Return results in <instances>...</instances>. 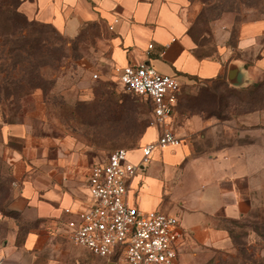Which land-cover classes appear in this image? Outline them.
<instances>
[{"label":"crops","instance_id":"crops-1","mask_svg":"<svg viewBox=\"0 0 264 264\" xmlns=\"http://www.w3.org/2000/svg\"><path fill=\"white\" fill-rule=\"evenodd\" d=\"M203 6L199 0H20L18 10L67 37L104 43L105 58L115 67L145 62L181 84L220 76L240 87L262 78L264 19L242 22L231 42L230 15L224 13L203 32L211 38L201 40ZM74 86L58 76L54 88L67 95ZM32 96L21 119L0 116V150L14 181L0 206V264L73 262V248H85L64 233L71 216L64 208L87 206V177L97 160L91 162L72 136L50 134L45 98L40 90ZM174 110L171 121L181 142L155 148L130 180L126 197L139 208L177 216L176 264H198L232 247L230 225L264 206V108L224 118ZM156 134L149 125L139 146L128 149L129 158L138 161L140 146ZM9 140L18 144L5 145Z\"/></svg>","mask_w":264,"mask_h":264},{"label":"rangeland","instance_id":"rangeland-1","mask_svg":"<svg viewBox=\"0 0 264 264\" xmlns=\"http://www.w3.org/2000/svg\"><path fill=\"white\" fill-rule=\"evenodd\" d=\"M199 1L204 5L197 21L201 34L213 19L227 13L231 21L230 40L235 42L242 22L264 19V0ZM20 12L16 0H0V116L6 120L21 119L33 103L32 93L40 90L48 110V132L72 136L92 155L91 162L104 159L115 148L139 146L150 124L149 103L144 97L130 94L119 82L115 66L105 58L104 43L96 46L94 38L67 37L51 25L33 22ZM201 37L205 40L210 36ZM260 41L264 44V34ZM58 76L75 84L72 94L64 95L54 88ZM178 95L182 100L178 99L175 109L181 113H215L224 118L253 106L240 102V95L234 90L197 77L183 82ZM180 102L187 104L186 110L179 107ZM7 143L18 144L14 140ZM5 154V150H0V206L6 205L14 185ZM4 226L0 222V232L5 230ZM230 228L232 247L214 251L198 264H264V206L234 221ZM79 249L72 250L73 262L57 264L107 262L103 256Z\"/></svg>","mask_w":264,"mask_h":264},{"label":"built area","instance_id":"built-area-1","mask_svg":"<svg viewBox=\"0 0 264 264\" xmlns=\"http://www.w3.org/2000/svg\"><path fill=\"white\" fill-rule=\"evenodd\" d=\"M152 46L148 44V48ZM115 69L119 82L130 93L148 99L149 125L156 128V138L140 146L138 161L129 158L127 148L118 147L91 164L88 204L74 211L64 208L71 214L63 223L64 233L75 244L115 264H176L181 236L178 217L159 209L139 208L126 194L130 180L155 148L181 142L171 121L181 83L176 75L145 62Z\"/></svg>","mask_w":264,"mask_h":264},{"label":"trees","instance_id":"trees-1","mask_svg":"<svg viewBox=\"0 0 264 264\" xmlns=\"http://www.w3.org/2000/svg\"><path fill=\"white\" fill-rule=\"evenodd\" d=\"M19 2H20V0H16L17 8H18V5H19ZM20 13H21L20 15H23V17H25L22 12H20ZM32 21L33 22H38V21H34V20H32ZM211 81H213L215 83H219L220 85H224L226 88L234 90L238 95H240V96H238L240 102H242V103L245 102V104H247V103L253 104L252 107H249V108L246 107V109L243 110V111L240 110V113L249 112V111L254 110V109L264 108V103L262 102V101H264L263 100L264 99V91H263L264 90V73H263L262 78H260L259 80L254 81V82H252V83H250V84H248L246 86H240V87L229 85L220 76L216 77L214 79H211ZM210 88L214 89L215 87L211 86ZM130 94H132V93H130ZM198 95H196V96H198ZM141 97H143V96H141ZM145 99L148 101L147 98H145ZM178 99L180 101L182 100V99L179 98V95H178V98H177V102H178ZM256 102H259V103L256 104ZM148 103H149V101H148ZM176 105H177V103H176ZM149 106H150V111H151V105L149 104ZM179 107H184L183 109L186 110L187 109L186 108L187 104H185V103L183 104V102L182 103L180 102ZM211 114H215V113H211ZM216 115L219 116L218 114H216Z\"/></svg>","mask_w":264,"mask_h":264},{"label":"water","instance_id":"water-1","mask_svg":"<svg viewBox=\"0 0 264 264\" xmlns=\"http://www.w3.org/2000/svg\"><path fill=\"white\" fill-rule=\"evenodd\" d=\"M105 264H115V262L112 260H108Z\"/></svg>","mask_w":264,"mask_h":264}]
</instances>
